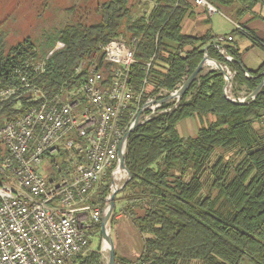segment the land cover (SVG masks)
<instances>
[{
	"label": "trees",
	"instance_id": "1",
	"mask_svg": "<svg viewBox=\"0 0 264 264\" xmlns=\"http://www.w3.org/2000/svg\"><path fill=\"white\" fill-rule=\"evenodd\" d=\"M206 1L239 21L261 0ZM136 5L131 0H105L96 19L68 22L46 44L27 38L7 49L0 34V90L17 81L14 70L27 60L45 61L37 84L50 98L64 86L78 87L93 62L109 84L115 64L107 60L106 47L120 38L134 49L129 84L136 95L142 92L141 106L161 89L172 91L182 84L203 60L207 46L212 59L234 72L236 91L241 87L253 91L262 82L264 61L251 69L245 57L255 47L264 48V38L246 30L252 38L250 47L220 44L228 59L211 31L183 32L184 21L194 16L190 0H155L149 11L134 14ZM58 42L63 47L53 51ZM83 61L87 66L77 73ZM225 83L219 70L201 73L177 108L155 115L131 133L125 162L132 178L117 194L111 217L116 264H264V123H260L264 86L254 100L236 104L225 95ZM39 104L28 96L0 102V126ZM170 105L164 103L163 108ZM208 115L215 120L203 123L196 136H181L182 121ZM129 122L127 112L122 124ZM65 158L63 153L47 158L51 176L57 162L68 165ZM115 166L89 192L87 202L101 210L111 193ZM120 215L134 225L141 241L134 257L124 252L117 229ZM95 229H101V219ZM65 264H104V259L98 247Z\"/></svg>",
	"mask_w": 264,
	"mask_h": 264
},
{
	"label": "built area",
	"instance_id": "2",
	"mask_svg": "<svg viewBox=\"0 0 264 264\" xmlns=\"http://www.w3.org/2000/svg\"><path fill=\"white\" fill-rule=\"evenodd\" d=\"M196 2L215 10L206 0ZM233 39L231 34L218 35L216 45ZM132 41L135 44L137 40ZM63 45L58 42L53 51ZM106 52L107 60L115 64L109 84L104 71L96 69L93 62L78 87L64 86L50 98L37 84L45 61L27 60L14 70L17 81L0 90V102L13 96L40 101L21 118L0 126V175L5 177H0V264H65L88 252L92 229L105 210L87 202L89 192L118 164L125 132L139 113L141 121H149L180 104L178 98L164 102L171 103L169 108L151 102L167 97L181 84L172 91L161 89L141 106L142 92L136 95L129 84L134 49L120 38L110 41ZM224 66L232 76L227 95L240 101L250 99L246 87L234 89V72ZM210 70L218 69L208 63L204 72ZM127 112L130 122L123 125ZM62 153L68 165L57 162L54 175H44L43 170L52 168L47 158ZM108 201L109 196L106 204Z\"/></svg>",
	"mask_w": 264,
	"mask_h": 264
},
{
	"label": "rangeland",
	"instance_id": "3",
	"mask_svg": "<svg viewBox=\"0 0 264 264\" xmlns=\"http://www.w3.org/2000/svg\"><path fill=\"white\" fill-rule=\"evenodd\" d=\"M103 1L105 0H0V34H3L6 39L7 49L27 38L35 43L46 44L68 22L96 19V11ZM136 1L131 0L132 3H137L134 14L149 11L155 3V0H139V3ZM215 17L216 20L219 19L218 25H233L230 22L232 18L227 14L216 13ZM258 51L259 49L248 56L250 67H257L260 64L261 57ZM260 51L264 53L262 50ZM202 124L200 118L190 117L187 120V126L190 128L186 131L184 129L182 134L192 136L198 132ZM43 173L48 176L49 171L43 170ZM122 173L123 176L116 178L119 184H122L127 177L125 172ZM117 219L120 222L117 225L120 239L122 235H125L123 238L128 242L125 244L124 252L134 257L140 252L142 246L138 233L134 225L123 215ZM109 228L113 237L115 230L112 228L111 222ZM98 247L103 254L104 263L107 262L108 248L103 240L101 229L91 232L89 251Z\"/></svg>",
	"mask_w": 264,
	"mask_h": 264
},
{
	"label": "crops",
	"instance_id": "4",
	"mask_svg": "<svg viewBox=\"0 0 264 264\" xmlns=\"http://www.w3.org/2000/svg\"><path fill=\"white\" fill-rule=\"evenodd\" d=\"M192 3V7L194 9V16L189 17L184 21L183 24V32L187 34H203L207 31H211L212 34L215 36L214 43H216V37L221 34H231L233 36V41L226 42L233 44L237 46L239 49L244 50L245 48L250 47L252 44V38L249 36V34L246 32H250L253 36L256 38H264V0H261L251 11H248L244 16H242L239 21H230L233 25H218V20H216L215 14L216 13H222L218 11L215 7V10L210 11L208 6L206 4H199L195 0H190ZM224 16L223 14H221ZM228 16V15H227ZM225 17V16H224ZM228 18V17H226ZM241 27L245 29L243 31L242 29L238 28ZM236 30V32L232 33V31ZM259 49L260 54V60L259 65L256 67H250L248 65L249 59L248 56L250 53L255 52V50ZM262 50L264 52V48L261 47H255L249 51V53L245 57V64L248 68L256 69L258 68L262 62L264 61V53H261ZM248 59V60H247ZM194 117V116H193ZM198 117V116H196ZM190 118V117H189ZM187 118L186 120L182 121L179 126V132L181 136L183 137H192L196 136V134L192 136H185L182 134V131L185 129L188 130L190 127L187 126ZM200 118V117H198ZM202 123L212 122L215 120L214 115H208L205 118H200ZM259 124V123H257ZM187 126V127H186ZM202 126V125H201ZM200 129V128H199ZM199 131V130H198ZM122 215L119 216V218ZM125 235H122L121 241L124 244H127L128 242L124 240Z\"/></svg>",
	"mask_w": 264,
	"mask_h": 264
},
{
	"label": "water",
	"instance_id": "5",
	"mask_svg": "<svg viewBox=\"0 0 264 264\" xmlns=\"http://www.w3.org/2000/svg\"><path fill=\"white\" fill-rule=\"evenodd\" d=\"M208 48L209 46L206 47V52H205V56L203 58V60L201 61V63L199 64V66L184 80V82L172 93H170L167 97L161 99V100H153L151 103H157V102H167L170 99L173 98H178L179 101H181V99L183 98V96L185 95V93L189 90V88L191 87L192 83L198 78V76L204 72L205 66L208 63H213L217 69L225 76L226 78V83H225V95L227 96V98L233 102H235L236 104H246L252 100H254L260 90L262 89V87L264 86V78L262 80V82L258 85V87L251 91V95H250V99L248 100H244V101H240V100H235L230 98L227 95V88L231 85V80H232V76L229 74V72L226 70L225 66L212 59L209 55H208ZM219 48L224 50V48H222V46L219 45ZM141 116L142 113H139L136 117V119L134 120V123L132 124V126L130 128H128V130L125 132L121 145H120V149H119V162L116 165V167L114 168V171L111 175L112 177V190L111 193L109 195V201L108 203L105 205V210L103 211L102 214V218H101V233L103 236V240L106 243V247L108 248V260L107 262H105L104 264H116V255H115V243H114V239L111 235L110 232V228H109V224L111 222V217L113 216L115 207H116V196L117 194L125 187L126 183L132 178V174L130 172V170L128 169V167L126 166V162H125V155H126V150H127V143H128V139L131 135V133L133 132V130L135 128H137L139 125L147 122V121H141ZM118 171H124L126 174V179L122 184H119L116 181L115 178V174Z\"/></svg>",
	"mask_w": 264,
	"mask_h": 264
},
{
	"label": "bare ground",
	"instance_id": "6",
	"mask_svg": "<svg viewBox=\"0 0 264 264\" xmlns=\"http://www.w3.org/2000/svg\"><path fill=\"white\" fill-rule=\"evenodd\" d=\"M120 176H123V173L120 172V171H118V172L115 174V178H118V177H120ZM105 244H106V243H105Z\"/></svg>",
	"mask_w": 264,
	"mask_h": 264
}]
</instances>
